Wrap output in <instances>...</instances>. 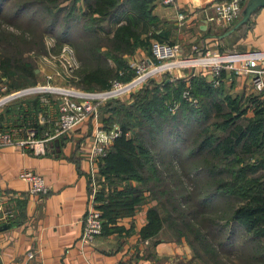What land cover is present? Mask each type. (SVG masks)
<instances>
[{
  "label": "trees",
  "instance_id": "16d2710c",
  "mask_svg": "<svg viewBox=\"0 0 264 264\" xmlns=\"http://www.w3.org/2000/svg\"><path fill=\"white\" fill-rule=\"evenodd\" d=\"M46 1L51 7L43 10L52 17L43 26V21L35 20L34 14L28 13V1L20 2L11 8L13 11H8L5 4L10 0H0V71L9 90L20 88L13 81L14 76L37 75L35 66H31L32 61L25 55L26 48L34 44L35 37H38L37 44L43 45V32L54 33L56 26H62L61 35L55 33L56 41L61 45L69 42L78 53L82 67L76 69L77 82L91 91L109 89L113 79L130 81L136 71L125 60L124 54L132 53L137 44L145 46L151 36L163 39L167 34V31L156 29L146 35L145 24H158L152 11L154 0L40 2L43 5ZM245 2L241 0L242 7ZM4 18L9 22L25 20L26 25L37 22L41 34L29 37L23 29L19 34L9 31L2 25ZM143 31L145 36H142ZM217 77L219 84H214L212 76L207 79L200 72L187 78L164 77L160 81L149 78L132 98L123 100L118 94L100 104L97 113L101 127L111 131L117 125L121 130L98 165L97 207L101 211L102 232L105 227L110 229V224H117L120 217L134 215L146 201L147 192L155 199L154 177H158L160 171L148 142L152 141L153 146L158 137L160 140L173 138L183 146L185 135L194 125L195 135L188 153L203 156L206 163L210 155L208 184L213 186L210 200L221 197L227 202L226 220L234 221L245 231V239L237 247L244 264H264V87L249 92L235 90L236 74L226 67H222ZM187 88L188 98L182 95ZM37 95L34 97L36 103ZM175 100L179 101V106L177 111L171 112L168 105L176 104ZM181 120L183 125H180ZM35 125L38 133L49 126ZM177 126L179 131L174 132ZM205 200L198 204H206ZM12 219L5 224L9 226L14 222ZM145 222L140 229L142 237L163 229L166 221L156 204L148 205ZM190 225V229L193 228ZM200 238L204 247L212 252L214 247L207 242L205 234ZM227 242L231 248L222 246V249L230 255L235 243L232 239Z\"/></svg>",
  "mask_w": 264,
  "mask_h": 264
},
{
  "label": "crops",
  "instance_id": "0c3cea01",
  "mask_svg": "<svg viewBox=\"0 0 264 264\" xmlns=\"http://www.w3.org/2000/svg\"><path fill=\"white\" fill-rule=\"evenodd\" d=\"M213 1L175 0L166 4L163 0H154L152 11L158 24H145L146 35L157 29L167 31L166 37H149L145 46L137 44L132 53H125V60L130 62L147 56L151 62L155 61L153 41L178 43L181 47L178 54L186 49L196 54L203 53L204 49L264 50V6L257 7L241 27L232 30L240 16L232 22L211 19L216 14L211 7ZM180 10L187 12L183 22L177 19ZM193 45L198 46L196 51L192 50ZM196 72L211 78L209 67L198 68ZM235 79V90H254L248 73L240 72ZM8 90L0 87V94ZM35 95L12 98L0 105V124L14 127L16 136H25L24 129L38 123L40 102L37 95L36 103ZM101 126L98 113L95 117L88 115L75 128L49 139L44 152L39 154L24 152L16 143L0 146V195L11 194L4 204L15 209L14 222L9 226L5 224L7 220H0V264H196L192 245L182 236L169 237L163 229L152 236L140 235V229L146 224L148 205L145 204L134 215L120 217L117 224H110V229L105 227L94 242L81 243V217L89 195L88 151L95 129L106 131ZM24 168L39 172L49 192L31 194L27 182L18 175Z\"/></svg>",
  "mask_w": 264,
  "mask_h": 264
},
{
  "label": "rangeland",
  "instance_id": "374dc122",
  "mask_svg": "<svg viewBox=\"0 0 264 264\" xmlns=\"http://www.w3.org/2000/svg\"><path fill=\"white\" fill-rule=\"evenodd\" d=\"M22 1H25L26 3L27 1L29 2L28 4L30 6L27 7L29 8L28 13L31 15L34 14L35 20L39 19V22L43 21V26L45 25L46 21L52 17L50 13L43 10L47 6L51 7L47 4L48 1H46L45 4L42 5L40 2L41 0H10V2L5 4V6H7L8 11H13L12 9H14V7ZM6 20L7 19H5V22H3L2 25L9 31L11 30L19 34V31L23 29L25 30L26 34L29 35V37H35L36 34H41V31L38 30V26L40 27V25H37V22H34V24L26 25L25 23L27 21L25 20L24 22L23 20L18 19H13V21L10 22L8 21L9 19L7 21ZM57 24L60 25V21H57ZM61 27L62 26H56V32L54 33H48L47 31L45 33L43 32V45L42 43L37 44L38 37L34 38V44L26 48L25 55L30 59V61H32L31 66H35V72L37 73V75L33 77H25L23 75L14 76L13 81L17 82L20 88L8 90V93H11L12 91L18 89L29 88V86L35 85L47 87L60 86L61 88L66 87L65 90L70 91H75V89L87 92H100L106 90H87L81 87V85L77 82L79 74L78 71L76 72V69L78 67H82V65L77 55L78 53L76 52V49L72 47L69 42H63V44H68L74 49V58L78 66L74 67L75 69L73 71V77H69L67 73L65 74V71L67 72L68 70H70V66H68L66 61L69 57L67 56L68 54L66 55V52L63 56L60 55L62 49L61 46L63 44L61 45L56 41V34L61 35L62 33V29H60ZM189 48L190 47H188V49ZM50 54H54V56L51 57ZM194 56L198 55L186 49L183 50L180 54L169 55V57L165 58H157L151 63L147 61V56L134 58V60L130 62H134L135 60H138V62H141V60L145 61V77L138 83L133 85L131 88L118 93L119 95H121L120 98L123 100L130 99V97L132 98L136 91L147 84V79L149 78H152L155 81H160L164 77H166L167 79H170V77L187 78V76L195 73L198 68H201V66L198 65V62L182 64L178 63L169 66L166 65L171 61L176 62L175 60H187L188 58H192ZM64 57H66L67 59H65ZM70 57L71 59H73V55L70 54ZM160 66L161 68H158ZM57 71L59 73H57ZM33 79L36 80V82L32 83ZM0 87H8L4 77L0 78ZM187 90L189 89L187 88ZM129 91L132 92V94H130ZM48 92V95L53 96V98L55 99H60L62 97V94H55L52 91ZM5 94H7V92ZM182 95L185 96L184 92ZM19 97H26V95ZM110 97L113 96L100 99V103H98L96 106L97 112L100 104H102L106 99ZM185 97L188 98L187 94ZM72 98L74 100L82 99L77 97ZM95 99L96 98H92V100ZM175 102L176 104L172 103L168 105V109L171 112L177 111L179 101L177 102L175 100ZM90 115L93 116L92 114ZM183 124L184 121L181 120L180 125ZM175 129L174 132L179 131L178 126L175 127ZM195 130L196 127L193 125V127H191V129L189 130V133L187 132V134L185 135L186 139L183 146L173 138H171L170 140H168V138H163L160 140L158 139V137L156 138L153 146L152 141L148 142V145L151 147V151L155 154V162L157 166L156 168L159 169L160 175L158 177H154L155 199H152L153 195L148 194L147 192V199L142 204L157 205L159 214L162 216L164 221H166L163 227L164 234L169 237H174L178 236V234H182V237H186L185 239L188 240V242L189 240L191 241L192 244L190 245H192V256L196 264H244V261H242L239 254L240 250L237 249V247H239V245H242V242L245 239L244 236L246 235L245 231L234 221L229 222L226 220L227 202H223L224 200L221 199V197H215L212 200H210L209 198V194L213 191V186L208 184V176H210L209 166L211 164L210 162H208L210 160V155L207 156L206 163V161H203V156L195 157L188 153L189 147H191L192 145L191 142L193 136L195 135ZM120 133L121 130L119 126L117 127L116 125L115 134L113 136H110L108 139H105L106 151L113 139ZM126 134H129V132H126ZM103 156L98 158L99 162ZM204 199H206V204H198V202L200 203L201 200ZM190 224L193 226V228L191 229L189 227ZM222 224H225L226 226L223 227ZM203 234H205L207 242L212 243L214 247L212 252L210 251V249H206L201 242L200 237ZM229 239H232L235 243V249L231 250L230 255H228V253L226 251L224 252V250L222 249V246L225 249L231 248L229 247L228 242L226 243V241ZM223 243H225L226 245H224Z\"/></svg>",
  "mask_w": 264,
  "mask_h": 264
},
{
  "label": "built area",
  "instance_id": "2783aa9c",
  "mask_svg": "<svg viewBox=\"0 0 264 264\" xmlns=\"http://www.w3.org/2000/svg\"><path fill=\"white\" fill-rule=\"evenodd\" d=\"M163 1L166 4L175 3V0ZM211 7H213L216 11L215 15L210 16L211 19L217 18L227 22H232L238 18L242 10L241 0H214L211 3ZM186 18L187 12L182 10L177 12V19L180 20V22L185 21ZM151 46L153 54L157 58H165L169 57V55H176L179 51H181V47L178 43L166 44L159 41H153ZM61 48L60 55L63 56L66 52V55L68 54L67 56L69 57V60L64 57L67 59L66 61L68 66H70V70L67 72L65 71V74L67 73L69 77H73L74 67L78 66L74 58V49L68 44H63ZM197 49L198 46L193 45L192 50L196 51ZM70 54L73 55V59H71ZM50 55L51 57L54 56V54ZM197 55L198 56L188 59H198V65L203 68L209 67L214 84H219L220 79H218L217 75L222 67H226L227 69L233 71L234 74H240V72L248 73L250 83L254 90L264 87V50L262 49L249 51H222V53L219 51L205 49L203 53ZM147 61L151 63L149 59H147ZM144 62V60H141V62H138V60L130 62L129 64L131 65V68L136 71L134 78L126 83L121 82L118 78L113 79L111 81V87L100 92H87L76 89L75 92H68L66 90H60L65 89L66 87L61 88L60 86H44L47 88L42 89L40 88L42 86L35 85L30 86L29 89L23 88L4 95L0 94V105H3L7 103V101L12 100V98L28 95L30 93H38V100L40 102V109L37 113L38 123H49L48 128L39 133V135L37 132L38 126L31 125L28 128L26 127V129H24L26 132L25 136H16L14 127H3L0 124V146L16 143L22 147L24 152L29 151L38 154L43 153L49 139L63 135L67 131L75 128L83 121V119H85L86 116L90 114L94 117L97 116L96 106L100 103L101 98L116 96L118 93L131 88L133 85L142 80L145 77L144 66L146 64ZM57 73L59 72L57 71ZM139 77L142 78L138 79ZM48 91H52L55 94H62V97L60 99H55L53 96L48 95L49 93L44 94ZM184 94L185 96L187 94V97H190L188 96V90L184 91ZM72 97L82 99L74 100ZM92 98H96L95 100L97 101L92 100ZM115 130L116 126L114 130L105 132L102 130L99 131L98 128L95 129L94 139L88 151L90 163V189L86 209L81 217L83 229L80 241L82 244L94 242V238L102 233L103 223L101 211L97 207V204L99 203L97 199V192L99 191L98 158L107 153L105 139L113 136L115 134ZM18 172L19 177L27 182V189L31 194H46L49 192V187L39 172L27 168L20 169ZM11 196L12 195L8 193L0 195V220H8L9 218H14L15 216V209L9 208L4 204L11 198ZM29 255L32 256L33 254L30 252Z\"/></svg>",
  "mask_w": 264,
  "mask_h": 264
},
{
  "label": "water",
  "instance_id": "95a60500",
  "mask_svg": "<svg viewBox=\"0 0 264 264\" xmlns=\"http://www.w3.org/2000/svg\"><path fill=\"white\" fill-rule=\"evenodd\" d=\"M264 6V0H246L245 4L242 7L240 18L234 23L232 30L237 28L239 24L247 21L249 17L256 11L257 7ZM30 87V86H29ZM46 89L47 87H40ZM29 89V88H26Z\"/></svg>",
  "mask_w": 264,
  "mask_h": 264
},
{
  "label": "bare ground",
  "instance_id": "6f19581e",
  "mask_svg": "<svg viewBox=\"0 0 264 264\" xmlns=\"http://www.w3.org/2000/svg\"><path fill=\"white\" fill-rule=\"evenodd\" d=\"M176 62H169L166 66H169V65H172V64H182V63H196V62H198L199 60L198 59H187V60H175ZM184 65V64H183ZM158 68H161V66L160 67H158ZM140 78H142V77H139L138 79H140ZM61 90V89H60ZM63 91H65V89L63 90ZM66 91H68V92H75V91H70V90H66ZM106 94V93H105Z\"/></svg>",
  "mask_w": 264,
  "mask_h": 264
}]
</instances>
